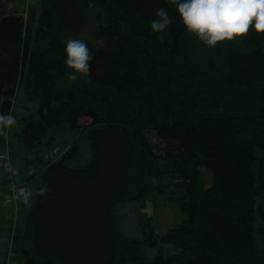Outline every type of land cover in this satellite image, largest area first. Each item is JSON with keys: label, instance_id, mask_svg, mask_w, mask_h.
Masks as SVG:
<instances>
[{"label": "trees", "instance_id": "trees-1", "mask_svg": "<svg viewBox=\"0 0 264 264\" xmlns=\"http://www.w3.org/2000/svg\"><path fill=\"white\" fill-rule=\"evenodd\" d=\"M6 6L0 0V114L17 124L0 135V153L10 152L20 192H33L6 219L12 261L264 264V35L209 48L171 0ZM157 8L173 21L161 33L150 26ZM71 39L94 57L89 77L74 82ZM72 131L89 141L81 166L72 164L79 142L60 137ZM172 189L179 223L145 237L123 230V205Z\"/></svg>", "mask_w": 264, "mask_h": 264}, {"label": "clouds", "instance_id": "clouds-1", "mask_svg": "<svg viewBox=\"0 0 264 264\" xmlns=\"http://www.w3.org/2000/svg\"><path fill=\"white\" fill-rule=\"evenodd\" d=\"M171 3L176 6L187 31L209 48L215 49L224 42L238 39L242 43L253 30L264 35V0H171ZM155 15L157 19L150 25L153 32H164L173 22L164 8H157ZM65 53V64L73 70L66 73L68 80L74 82L88 78L94 57L87 44L71 39L66 44ZM16 124L13 115L0 114V135L7 136L8 130ZM47 191V188H41L36 195L43 196ZM20 196L26 206L31 205L33 192L30 188L17 193V198ZM9 238L10 235L8 241Z\"/></svg>", "mask_w": 264, "mask_h": 264}, {"label": "rangeland", "instance_id": "rangeland-1", "mask_svg": "<svg viewBox=\"0 0 264 264\" xmlns=\"http://www.w3.org/2000/svg\"><path fill=\"white\" fill-rule=\"evenodd\" d=\"M39 0H5L7 3L6 8L8 11L18 12L23 8L31 5L33 3L37 4ZM87 119H84V121ZM61 139L67 138L70 142L78 141L80 145V156L76 159V163L73 165H84L91 158V150L89 141L87 138L86 131H72L64 133L61 136ZM57 147L60 148L59 151H62V145L59 144ZM164 148H168V145L163 144ZM57 148V149H59ZM5 150L0 153V264L7 259L9 250L8 246V236L9 228L6 226V219H8L12 214L13 203L10 197V185L7 176V169L5 167ZM15 167V165H14ZM204 172L203 180L206 186L207 181L210 182V172L201 168ZM32 172L36 171L35 168L31 169ZM16 182L19 183V175L15 168ZM206 178V179H205ZM207 180V181H206ZM210 184V183H209ZM211 185V184H210ZM29 189L23 184V190ZM22 190V191H23ZM181 191L172 189L171 191L154 193L147 197L146 200L142 202H130L122 206L121 210L125 214V218L122 224L123 230L128 235H134L138 237H145L151 232V229L155 233H163L167 229L171 228L175 224L179 223L183 216L180 211V206L177 201V197L180 196ZM23 201V197L21 196ZM144 216V220L149 219L151 221L152 227H147L142 225L139 221L140 217ZM157 250L153 249L150 251V259H152ZM17 256L14 257V260L11 264H19Z\"/></svg>", "mask_w": 264, "mask_h": 264}, {"label": "built area", "instance_id": "built-area-1", "mask_svg": "<svg viewBox=\"0 0 264 264\" xmlns=\"http://www.w3.org/2000/svg\"><path fill=\"white\" fill-rule=\"evenodd\" d=\"M10 156H11L10 152L7 151L5 155V167L7 169V176L9 178L8 181L10 185L11 201L14 205H17V200H18L17 193H20V189L18 183L16 182L15 169ZM12 236H13V232L10 235V239L12 238ZM9 250L10 251L8 252L7 259L4 260L3 264H11L12 262L14 251L11 249V246H9Z\"/></svg>", "mask_w": 264, "mask_h": 264}, {"label": "crops", "instance_id": "crops-1", "mask_svg": "<svg viewBox=\"0 0 264 264\" xmlns=\"http://www.w3.org/2000/svg\"><path fill=\"white\" fill-rule=\"evenodd\" d=\"M8 150L7 149H5V153L7 152Z\"/></svg>", "mask_w": 264, "mask_h": 264}]
</instances>
